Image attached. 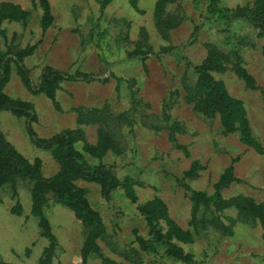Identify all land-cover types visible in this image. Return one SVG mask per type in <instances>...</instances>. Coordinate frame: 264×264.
Instances as JSON below:
<instances>
[{
    "label": "rangeland",
    "instance_id": "obj_1",
    "mask_svg": "<svg viewBox=\"0 0 264 264\" xmlns=\"http://www.w3.org/2000/svg\"><path fill=\"white\" fill-rule=\"evenodd\" d=\"M50 0L52 22L42 31L40 10L34 0H0L19 6L27 13L25 22L3 21L7 42L16 33L21 46L35 45L24 58L25 68L36 85L45 66L69 73L95 75L91 81L62 80L53 99L33 92L22 81L13 65L3 92L33 106L30 125L39 137H50L65 129H79L83 140L75 143L88 161L102 162L114 171L118 186L111 199L101 195L100 186L78 179L74 183L84 190L90 206L99 213L107 231L99 240L102 253L116 264H131L123 252L137 247V238L146 237L148 227L139 206L150 200H161L170 223L191 235L187 242L175 240L198 264H264V236L260 223L243 222L234 207L220 213L230 234L207 227L198 233L190 224L192 190L214 191L220 176L230 170L234 180L222 190L223 198L236 195L264 202V39L248 23L235 22L230 32L220 31L217 23L206 17L207 0L197 4L176 0L168 9L180 22L167 37L156 32L154 6L156 0ZM253 0H220L227 8L251 5ZM222 27V25H221ZM144 29V30H143ZM87 33L83 43L81 34ZM149 53L143 58L128 57L138 46L143 32ZM141 42V41H140ZM236 49L233 55L231 49ZM224 53L225 68L213 72L228 94L241 100L261 150L239 139L237 133H223L218 117L210 119L195 112L192 103L184 100L183 76L190 65L199 63L208 54ZM111 62L107 68L105 63ZM241 65L249 76V85L235 71ZM190 68V67H189ZM133 80V81H132ZM137 89L151 117L169 115L167 125L177 123L173 130H155L136 121L120 127L123 150L108 151L98 159L91 156L84 144H95L97 125L77 122L79 109L108 105L110 112L121 113L130 108L129 83ZM138 113H135L137 118ZM150 119V118H149ZM150 120L147 122L149 123ZM27 117L0 110V128L13 146L32 164L39 166L43 176L54 178L60 164L52 153L35 146L26 129ZM173 132V133H172ZM28 184H20L15 197L7 188L0 191V264H41L48 247L47 230L32 214ZM43 214L48 231L55 239L51 264H101L91 253L83 254L85 230L81 219L71 208L51 200ZM142 264H185L171 262L160 253L141 252Z\"/></svg>",
    "mask_w": 264,
    "mask_h": 264
},
{
    "label": "trees",
    "instance_id": "obj_2",
    "mask_svg": "<svg viewBox=\"0 0 264 264\" xmlns=\"http://www.w3.org/2000/svg\"><path fill=\"white\" fill-rule=\"evenodd\" d=\"M173 1L176 0H156L154 6L156 32L163 37H167L169 30L180 22L179 17L168 9ZM190 1L196 4L200 2V0ZM108 2L109 0H103L102 5L104 6ZM130 3L133 7H137L136 0H130ZM34 4L40 10V27L42 31H45L53 19L50 0H34ZM206 14L208 19L217 23L220 31L230 32L235 22L240 21L255 28L258 36L264 39V0H253L251 5L236 6L235 8L221 6L220 0H207ZM26 15L27 13L19 6L9 2H0V110L26 116V129L31 142L37 147L49 150L59 162L60 168L54 178H46L42 175L39 166L32 164L23 156L0 128V191L3 187H7L13 193L12 197H15L19 185L28 184L32 214L39 217L40 227L47 230L43 234L47 237L48 247L44 250V257L40 259L41 264H51V258H46L45 255L51 254L52 246L55 243L54 237L48 231V221L43 214L44 208L51 200H56L71 208L81 219L85 230L84 258L93 253L101 259V264H116L115 261L102 253L98 245L99 240L107 241L105 239L107 231L104 229L105 225L101 216L90 206L84 190L74 183L78 179L96 183L100 186L102 197L109 200L118 186V179L114 171L102 162L88 161L84 154L75 147L77 141L83 140L82 131L79 129L61 130L50 137L37 136L30 125L35 116L32 104L21 99L11 98L3 92L13 65L30 90L44 93L51 99L54 98L62 80L91 81L96 78L95 75L88 73L76 72L72 74L45 66L36 85H33L28 70L25 68L24 58L33 53L35 45L21 46L19 42H16V33H13L10 42H7V28L1 26L3 21L25 22ZM79 33L83 43L89 41L87 33L83 34L81 31ZM147 37L146 31H144L143 40L141 39L136 49L128 53L127 56L145 57L149 53L146 48L150 47L146 42ZM229 53L235 55L236 49H231ZM224 57V53L208 54L199 63L190 65V68L186 69L183 76L184 100L193 104L195 112L210 119L218 117L223 133H237L242 142L256 150H261L251 131L241 100L230 96L222 82L213 76V72L225 68ZM110 63H105L107 68L110 67ZM234 69L249 85L250 79L245 69L241 68L239 64H236ZM132 81L129 83L130 108L128 110L114 114L105 104L101 107L79 109L76 112L78 123L97 125L96 143L84 144L85 150L91 156L100 159L108 151L121 152L123 145L120 134L118 135L120 127L123 125L132 126L136 121L155 130L170 127L174 132V129H181L175 122L168 126L169 115L164 112L152 117L145 114L147 105L141 101L137 89L132 88ZM135 113H138L137 118H135ZM148 120H150L149 123ZM232 180L234 177L230 170H227L215 183L212 193L200 190L191 191L190 224L192 228L197 233L207 227H212L218 229L222 234H230V227L222 223L220 213L226 208L234 207L241 221L251 223L258 221L264 236V202H257L241 194L231 198L222 197V190ZM139 212L147 224L148 233L146 237L137 238L136 248H130L129 251L122 253L131 264H142L141 252L160 253L163 258L171 262L198 264L192 262L189 255L184 253L182 247L175 241H190L191 235H187L172 223L168 225L167 230H164L162 220L167 217V210L161 200L154 199L141 204Z\"/></svg>",
    "mask_w": 264,
    "mask_h": 264
}]
</instances>
